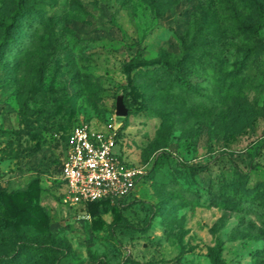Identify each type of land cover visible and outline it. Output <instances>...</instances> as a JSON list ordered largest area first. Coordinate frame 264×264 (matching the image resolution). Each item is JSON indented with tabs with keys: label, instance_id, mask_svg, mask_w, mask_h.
<instances>
[{
	"label": "rangeland",
	"instance_id": "rangeland-1",
	"mask_svg": "<svg viewBox=\"0 0 264 264\" xmlns=\"http://www.w3.org/2000/svg\"><path fill=\"white\" fill-rule=\"evenodd\" d=\"M25 8L13 43L0 45V262L264 264L260 217L216 207L207 192L226 180L264 190V0ZM13 10L0 0V22ZM179 61L198 95L151 72ZM109 124L144 175L90 216L62 201L60 140L75 126ZM7 194L30 221L12 220Z\"/></svg>",
	"mask_w": 264,
	"mask_h": 264
},
{
	"label": "built area",
	"instance_id": "built-area-1",
	"mask_svg": "<svg viewBox=\"0 0 264 264\" xmlns=\"http://www.w3.org/2000/svg\"><path fill=\"white\" fill-rule=\"evenodd\" d=\"M117 127L75 126L62 151L59 180L63 203L85 206L127 198L143 178V171L118 151Z\"/></svg>",
	"mask_w": 264,
	"mask_h": 264
},
{
	"label": "trees",
	"instance_id": "trees-1",
	"mask_svg": "<svg viewBox=\"0 0 264 264\" xmlns=\"http://www.w3.org/2000/svg\"><path fill=\"white\" fill-rule=\"evenodd\" d=\"M14 2V10L9 16V20L7 22H0V30L2 32V38L0 39V45H8L13 43L14 33H10L11 27L17 22L18 19H21L29 12L25 8L26 0H13ZM262 20V16L260 21ZM258 27H261L259 23ZM211 71H215V65L210 66ZM189 68L186 66L185 61H179V63L167 64L165 66H160L157 70H151V72L161 71L160 74H164L163 79H167L170 82V87L174 89H179L185 93H188L192 96L198 95V92L195 91V88L189 84V82L185 79ZM174 76H171V74ZM228 79L225 81L227 83ZM218 87V86H217ZM72 129V128H71ZM71 131V130H70ZM69 131V132H70ZM65 134L64 137L60 140L61 147V159H62V151L64 149L67 136L69 134ZM61 168V161L59 166V174ZM193 175H198L201 171L200 168L190 169ZM216 187V190L214 189ZM264 188V187H263ZM207 192L210 196V201L216 207H219L223 210L227 211H236V212H246V213H255L260 217L262 223L264 225V190L259 188L247 189L242 187L241 183L230 182L228 180L221 181L219 187L215 184L208 187ZM4 203L8 209V213L12 216V220L18 221H30L31 214L29 212V207H20L19 202L17 201L16 195L12 196V194L4 195ZM109 203V201H99L95 203H89L85 206H73L79 212L84 214H89L90 216L94 215V212L101 205H105ZM8 262L0 264H7Z\"/></svg>",
	"mask_w": 264,
	"mask_h": 264
},
{
	"label": "water",
	"instance_id": "water-1",
	"mask_svg": "<svg viewBox=\"0 0 264 264\" xmlns=\"http://www.w3.org/2000/svg\"><path fill=\"white\" fill-rule=\"evenodd\" d=\"M115 115L118 117H124L127 115V109L124 106L121 99H117L115 103Z\"/></svg>",
	"mask_w": 264,
	"mask_h": 264
}]
</instances>
